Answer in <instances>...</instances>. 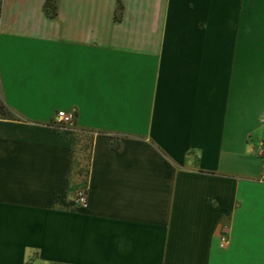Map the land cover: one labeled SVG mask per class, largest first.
Here are the masks:
<instances>
[{"label": "crops", "instance_id": "obj_1", "mask_svg": "<svg viewBox=\"0 0 264 264\" xmlns=\"http://www.w3.org/2000/svg\"><path fill=\"white\" fill-rule=\"evenodd\" d=\"M44 1L0 0V264H264V0Z\"/></svg>", "mask_w": 264, "mask_h": 264}, {"label": "built area", "instance_id": "obj_2", "mask_svg": "<svg viewBox=\"0 0 264 264\" xmlns=\"http://www.w3.org/2000/svg\"><path fill=\"white\" fill-rule=\"evenodd\" d=\"M56 125L59 127L69 126L74 123V112L65 109H56L54 113ZM257 154L264 157V142H262L257 149ZM75 201L78 205L84 206L87 201L86 187H79L74 194ZM226 239L224 235L220 236L219 246H223Z\"/></svg>", "mask_w": 264, "mask_h": 264}, {"label": "trees", "instance_id": "obj_3", "mask_svg": "<svg viewBox=\"0 0 264 264\" xmlns=\"http://www.w3.org/2000/svg\"><path fill=\"white\" fill-rule=\"evenodd\" d=\"M56 0H45L43 3L44 11L47 15L53 16L56 12ZM0 114L1 115H12V112L9 108L5 106L0 100Z\"/></svg>", "mask_w": 264, "mask_h": 264}, {"label": "rangeland", "instance_id": "obj_4", "mask_svg": "<svg viewBox=\"0 0 264 264\" xmlns=\"http://www.w3.org/2000/svg\"><path fill=\"white\" fill-rule=\"evenodd\" d=\"M83 144H86L87 135L84 134ZM75 172L79 173L81 176L85 174L86 170V149L81 146L80 155L75 160Z\"/></svg>", "mask_w": 264, "mask_h": 264}]
</instances>
